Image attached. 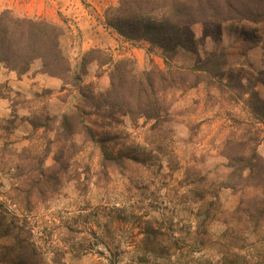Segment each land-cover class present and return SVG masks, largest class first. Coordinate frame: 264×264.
Instances as JSON below:
<instances>
[{"label":"rangeland","instance_id":"obj_1","mask_svg":"<svg viewBox=\"0 0 264 264\" xmlns=\"http://www.w3.org/2000/svg\"><path fill=\"white\" fill-rule=\"evenodd\" d=\"M117 1L0 0V13L63 25L72 74L104 91L106 66L82 67L90 50L127 58L139 73L167 63L161 48L104 23ZM191 30L193 51L178 49L168 63L188 69L218 55L221 72L167 93L156 130L86 107L76 88L39 73L38 62L21 76L0 65V264H264L259 233L225 227L241 193L220 184L224 141L245 140L264 159V127L247 108L250 92L264 99L262 50L247 46L253 32L264 39V22H222L215 41L198 23ZM240 82L248 93L233 89ZM62 115L76 116L79 134L55 131ZM45 119L54 130L33 127ZM37 180L38 190L30 188ZM29 188L26 198L20 190Z\"/></svg>","mask_w":264,"mask_h":264},{"label":"trees","instance_id":"obj_2","mask_svg":"<svg viewBox=\"0 0 264 264\" xmlns=\"http://www.w3.org/2000/svg\"><path fill=\"white\" fill-rule=\"evenodd\" d=\"M103 18L104 23L123 38L146 41L161 48L167 61L165 70L155 68L139 73L127 58L113 60L104 51L90 50L82 57V67L85 70L90 62L106 66L108 87L104 91H95L91 85L84 88L81 77L72 74L67 53L62 49L66 28L45 18L19 16L11 10L0 13V65L21 76L38 62L39 73L76 88L86 107L102 111L115 123L124 116L132 123L142 118L153 122L151 130H156L155 123L166 120L168 115L167 93L197 86L207 76L221 72L218 55L198 59L188 69L173 68L168 63L178 49L193 51L191 25L200 24L202 35L215 41L220 37L222 22H264V0H118L104 10ZM254 33L247 46L261 47L263 68L258 81L264 85V39ZM237 87L233 89L245 94L250 89L244 88L241 82ZM247 104L249 112L264 127V99L250 92ZM75 117L60 116L53 122L56 128L49 127L48 119L43 125L40 121L32 125L48 131L55 128L63 137L73 136L81 130V123ZM222 156L227 161L228 173L221 187L241 193L230 221L225 220L224 225L230 229L229 224L233 223L239 227L238 232L256 236L259 233L257 239L264 243V159L249 147V142L240 138L224 141ZM40 175L42 177L43 173ZM39 183L37 180L30 188L38 190ZM30 188L20 191L26 197ZM208 217L211 221L212 217ZM224 239L235 249L243 247V239Z\"/></svg>","mask_w":264,"mask_h":264}]
</instances>
